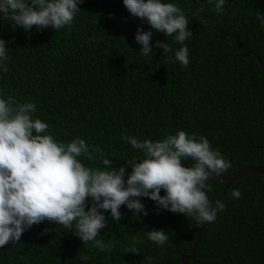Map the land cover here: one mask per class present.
I'll return each mask as SVG.
<instances>
[{
	"label": "trees",
	"instance_id": "trees-1",
	"mask_svg": "<svg viewBox=\"0 0 264 264\" xmlns=\"http://www.w3.org/2000/svg\"><path fill=\"white\" fill-rule=\"evenodd\" d=\"M189 19L193 36L184 42L189 65L165 57L162 49L143 56L134 39L137 26L150 25L131 16L122 0H82L71 30L51 27L29 33L0 20V37L8 43V72L0 88L17 100L37 104L36 116L49 124L57 139L81 137L110 155L112 167L141 158L121 133L141 140L160 139L183 129L204 135L231 162L224 174L264 166V0H228L217 14L207 0H175ZM152 41L180 44L153 29ZM95 155V154H94ZM85 164L103 168L99 158ZM191 166V159L182 161ZM214 174V173H213ZM213 203L226 183L208 182ZM241 196L233 199L231 192ZM164 190H161V195ZM224 211L210 223L189 264H264V175L250 174L234 182L222 199ZM148 215L121 206L122 218L107 225L99 239L111 251L84 244L71 230L43 221L24 231L15 244L0 247V264H182L202 225L192 217L156 210L141 197ZM49 229L45 232L44 229ZM163 229L168 242L157 246L144 232ZM140 241L132 253V237ZM82 256L88 259L81 260Z\"/></svg>",
	"mask_w": 264,
	"mask_h": 264
},
{
	"label": "clouds",
	"instance_id": "clouds-1",
	"mask_svg": "<svg viewBox=\"0 0 264 264\" xmlns=\"http://www.w3.org/2000/svg\"><path fill=\"white\" fill-rule=\"evenodd\" d=\"M228 0H207L217 14L224 12ZM82 0H0V20L11 22L30 34L33 26L40 31L71 30L81 10ZM131 16L150 25H138L134 39L139 52L147 57L158 47L182 67L189 65V49L184 42L193 36L189 19L175 0H122ZM257 20L264 28V15ZM153 29L180 44L173 52L167 41H152ZM8 42L0 37V74L8 72ZM37 104L17 100L0 88V247L14 244L22 233L45 220L71 230L75 236L101 251H111L112 242L99 239L106 223L105 211L119 222L121 206L136 214L148 215L141 197L155 202L156 210L192 217L197 225L217 220L226 208L223 200L215 203L207 195L211 174L231 167L219 149L213 148L204 135L178 129L160 139H140L121 133V139L139 150L141 158L127 159L131 167H112L110 155L98 145H90L81 137L60 140L48 131L49 124L35 115ZM95 154V155H94ZM99 158L103 168L85 164ZM191 159V166L182 161ZM164 194L161 195V190ZM233 199L241 196L239 189L231 192ZM45 232L49 229H44ZM147 240L163 247L169 234L163 229L144 232ZM132 237L128 252H138ZM88 258L82 256L81 260ZM148 264L151 258L146 257Z\"/></svg>",
	"mask_w": 264,
	"mask_h": 264
},
{
	"label": "water",
	"instance_id": "water-1",
	"mask_svg": "<svg viewBox=\"0 0 264 264\" xmlns=\"http://www.w3.org/2000/svg\"><path fill=\"white\" fill-rule=\"evenodd\" d=\"M257 61L264 67V63L261 62L260 58L258 56H256ZM250 174H261L264 175V166H250V167H246L232 175L226 176L224 174H211L210 177L208 178V182H212V181H222L225 182V188L223 190V192L221 193V195L217 198L222 200L227 192V190L229 189V187L234 183L237 182L239 180H241L242 178L250 175ZM216 199V200H217ZM215 200V201H216ZM215 203V202H214ZM128 211V208L126 207L125 213ZM115 223V220L113 219L112 224L110 225L109 228H113ZM210 224V223H209ZM209 224H205L202 225L201 229L198 231L197 235H196V241L193 244L192 248H191V253L189 256H182L181 257V262L182 264H189V262L193 261L195 259V255H196V248L199 245V243L201 242V237L202 234L204 233V231L207 229V227L209 226Z\"/></svg>",
	"mask_w": 264,
	"mask_h": 264
}]
</instances>
